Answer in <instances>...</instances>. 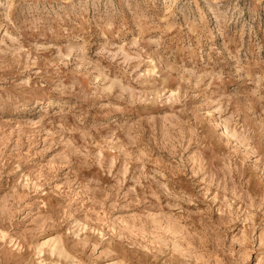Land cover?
I'll list each match as a JSON object with an SVG mask.
<instances>
[{"label":"rangeland","instance_id":"obj_1","mask_svg":"<svg viewBox=\"0 0 264 264\" xmlns=\"http://www.w3.org/2000/svg\"><path fill=\"white\" fill-rule=\"evenodd\" d=\"M0 264H264V0H0Z\"/></svg>","mask_w":264,"mask_h":264},{"label":"bare ground","instance_id":"obj_2","mask_svg":"<svg viewBox=\"0 0 264 264\" xmlns=\"http://www.w3.org/2000/svg\"><path fill=\"white\" fill-rule=\"evenodd\" d=\"M57 247V246H56ZM56 249V248H55Z\"/></svg>","mask_w":264,"mask_h":264}]
</instances>
